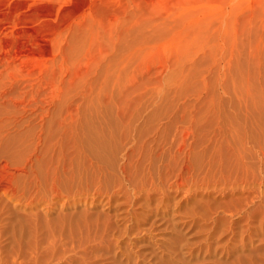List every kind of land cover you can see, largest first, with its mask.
Wrapping results in <instances>:
<instances>
[{
    "label": "rangeland",
    "instance_id": "rangeland-1",
    "mask_svg": "<svg viewBox=\"0 0 264 264\" xmlns=\"http://www.w3.org/2000/svg\"><path fill=\"white\" fill-rule=\"evenodd\" d=\"M263 141L264 0H0V264H264L260 216L243 211L264 196ZM179 171L197 198L251 196L243 215L219 214L236 237L184 216L185 189L172 193L182 211L154 230L107 231L117 208L115 225L133 226L121 217L141 189L154 200L132 208L148 227L159 187Z\"/></svg>",
    "mask_w": 264,
    "mask_h": 264
},
{
    "label": "bare ground",
    "instance_id": "bare-ground-1",
    "mask_svg": "<svg viewBox=\"0 0 264 264\" xmlns=\"http://www.w3.org/2000/svg\"><path fill=\"white\" fill-rule=\"evenodd\" d=\"M96 133V132H95ZM97 135V134H96ZM98 135H100V133H98ZM89 136H91V134H89ZM92 137V136H91ZM261 137V136H260ZM89 138V137H88ZM102 138H104V137H102ZM107 138H112V136L111 135H109V137H107L106 136V140H108ZM262 138V137H261ZM98 139H100L101 140V138H100V136H98ZM259 137L257 138V141L259 142ZM103 140V139H102ZM105 140V139H104ZM105 140V141H106ZM112 140V139H111ZM247 140H249V139H247ZM83 141V140H82ZM87 141H89V140H87ZM91 141V140H90ZM110 141V140H109ZM255 141V140H254ZM113 142V141H112ZM261 142V141H260ZM264 142V141H263ZM85 143H86V141H85ZM104 143V142H103ZM107 143H108V141H107ZM106 143V144H107ZM110 143V142H109ZM253 143V142H252ZM256 143V142H255ZM82 144H83V142H82ZM99 143H97V145H98ZM254 144V143H253ZM257 144V143H256ZM258 144H260V143H258ZM261 144H263V143H261ZM84 145H86V144H84ZM94 145H96V144H94ZM104 146H106L105 145V143L103 144ZM255 145V144H254ZM254 145H253V147H254ZM264 145V144H263ZM87 146H88V144H87ZM109 146V145H108ZM107 146V147H108ZM113 146V145H112ZM112 146H110V147H112ZM244 146V145H243ZM256 146H258V145H256ZM109 147V148H110ZM252 147V148H253ZM89 149L91 148V146L90 147H88ZM98 148V147H97ZM104 148V147H103ZM244 148V147H243ZM256 148V147H255ZM257 148H259V146L257 147ZM100 149V148H99ZM111 149H114V146L111 148ZM82 150V149H81ZM80 150V151H81ZM87 150V152H88V149H86ZM92 150V152H91V157H89V159L90 160H92V159H94V160H96L97 161V164H95V166H98L99 168H101L102 169V166H101V162H102V160H105L106 158H104L103 156L104 155H100L101 153H99L100 151H96L95 149L93 150V149H91ZM115 150V149H114ZM247 150V149H246ZM254 150V149H253ZM264 150V149H263ZM260 151V150H259ZM240 151H238V153H239ZM244 153H245V150L243 151ZM261 152V151H260ZM264 152V151H263ZM82 153V152H81ZM254 153V152H253ZM84 154V153H83ZM240 154H241V152H240ZM245 154H247V153H245ZM250 154H252V153H250ZM256 154V153H255ZM105 155H107V154H105ZM257 155H261L260 153L259 154H257ZM86 156V155H85ZM108 156V155H107ZM110 156V155H109ZM112 156V155H111ZM88 157V156H87ZM86 157V158H87ZM244 157V156H243ZM251 157H253V155L251 156ZM111 158H113V157H111ZM115 158V157H114ZM49 159H51L52 160V157L50 156L49 157ZM48 159V160H49ZM88 159V158H87ZM87 159H85V160H87ZM259 161H261L262 162V165H261V163H259L260 165H261V169H260V167H259V170H258V172L261 170V172H262V174L264 175V154H263V156L262 157H260L259 156ZM59 160V159H58ZM61 160V159H60ZM90 160H89V162H90ZM109 160H111V159H109ZM108 160V161H109ZM107 161V160H106ZM112 161V160H111ZM253 161V160H252ZM258 161V162H259ZM46 162H48V161H46ZM61 162V161H60ZM92 162V161H91ZM90 162V163H91ZM113 162V161H112ZM257 162V163H258ZM93 163H95V162H93ZM115 163V162H114ZM236 163H237V161H236ZM241 163V162H240ZM35 164H36V162H35ZM62 164V163H61ZM103 164V163H102ZM105 164V163H104ZM239 164V163H238ZM258 164V165H259ZM47 165V164H46ZM49 165V164H48ZM63 165V164H62ZM61 165V166H62ZM109 165V164H108ZM245 165V164H244ZM31 166H33V165H31ZM93 166V165H92ZM257 166V165H256ZM34 167V166H33ZM46 167H48V166H46ZM110 167V166H109ZM108 167V168H109ZM191 167V166H190ZM35 168H37V167H35ZM50 168V167H49ZM113 168V167H112ZM241 168V167H240ZM31 169V168H30ZM33 169V168H32ZM39 169V168H38ZM48 169V168H47ZM47 169H45L46 170V174H45V171L43 172L44 174H45V176H49L51 173L52 174H55V173H57L58 171H59V169H58V167L56 168V169H52L51 170V172H49L50 171V169H49V171H47ZM182 169V168H181ZM180 169V170H181ZM62 170V169H61ZM60 170V171H61ZM108 170V169H107ZM183 170V169H182ZM231 170V169H230ZM232 170H233V168H232ZM42 171V170H41ZM99 171V170H98ZM101 171V170H100ZM189 171V170H188ZM247 171V170H246ZM34 172V171H33ZM35 172H38V171H35ZM39 172H40V170H39ZM61 172H63V171H61ZM105 172V171H104ZM122 172H124V171H122ZM180 172V174H178V178L179 179H175V181H173V182H170L168 185H166L165 187H162V186H160L159 187V185L158 184H155V185H158V187H159V189L161 190V191H158L157 190V188L155 189V190H157L158 191V193H159V198H157V199H155V206H154V208H149V211H147V213L145 214V216L147 215V218H145L146 220L148 219L149 221H148V227L146 226L145 228H141L140 227V224H139V220H138V218H140L138 215H139V213L137 214V212H136V210H134V208H132L135 204H138V205H141V206H139V207H148V205H149V203L151 202V201H153L154 200V198H152V192H150V191H146V192H142V189H141V191H139V193H138V195H134V196H136L135 198H132L131 197V199H129V200H127L126 202L128 203V205H129V208L127 209V210H125L126 211V214L125 215H122V217H121V219L123 218V219H125V222H132L133 224V226H130L129 224H122V227L121 226H117V225H115V222H114V220H116V219H113L114 217L115 218H117L120 214V212L118 213L117 212V209H120V208H117L115 211H116V213L114 214V212H113V216H110L108 219H109V222L107 221L106 223H107V227H109L108 228V232L110 231V232H114L113 233V235H117V236H115V237H122L121 236V234H127L128 232H129V229L131 228V230H135V231H139V232H141V231H144V230H147L146 232H148V230H150L151 228H152V230H154L153 229V227L157 224V222L158 221H160V220H163L164 219V216H166L167 214H168V210L169 209H172L173 207H179V210H181L182 211V206H183V211H182V213H183V215L185 216H190L192 219V222L193 223H200V222H196L195 221V217L196 216H199L200 218H199V221H201L200 219H202V218H204V219H207L206 217H211V220H212V222H213V225H212V227L210 226V230H211V228H212V230H217L218 229V232H219V229L221 230V229H225V225H226V231H228L229 233H227V234H230L231 236H234V234H235V232H236V230L237 229H235V232H234V230H233V228H232V226H235L236 224H231V225H228V224H225V219H226V215L224 216L223 214H221L222 216H220L219 214L222 212V213H232V214H234V216H235V213H237V217H238V215L241 213V215H243V212H242V210L244 209H242L241 208V206L244 204V205H246V204H248L249 203V197L248 196H250V195H248L247 197H246V195H244V196H242V195H240V193L243 191V190H241L240 191V193L238 192L239 190H238V188L237 187H234V188H232V189H230L227 193L225 192V195L223 196V194H221L223 197H225V196H230L229 197V199L228 200H221V201H219L220 199H215V197H210L208 200H206L207 199V197H206V199L205 200H203V198H204V196L206 195V196H208V195H210V193H208L207 191H205V192H203V194H204V196L202 197V196H200L199 198H197L198 197V194L200 193V192H198V190H199V188H197V187H195V188H193V186H194V180L193 179H190L192 176H189L190 178V180L189 181H191V180H193V182L192 183H189V181L187 182L186 181V178H184V177H186V176H183L184 175V173H183V175L181 174V172L182 171H179ZM217 172H218V170H217ZM229 172V171H228ZM248 172V171H247ZM32 173V172H31ZM231 173V172H230ZM33 174V173H32ZM39 174V173H38ZM40 174H42V173H40ZM43 174V175H44ZM224 175V174H223ZM263 175H261V176H263ZM45 176H43V178L45 177ZM113 176V175H112ZM177 176V175H176ZM220 176V175H219ZM46 177V178H47ZM264 178V177H263ZM187 179H188V177H187ZM39 176L38 175H35L34 176V178H32V180H31V183L36 187L37 185H36V182L37 183H39ZM262 183V182H261ZM39 185H40V183H39ZM208 185V184H207ZM206 185V186H207ZM201 186V185H200ZM204 186V185H203ZM54 187H56V184H54ZM204 188V187H203ZM237 188V189H236ZM242 188H244L243 186H242ZM249 188V187H248ZM171 189V190H170ZM182 189H185V190H183V201H184V204L186 205V204H190V207H188V206H185V205H182L181 206V204H182V200L179 198L178 200H176V201H174L175 199H176V196L174 197V195H176V194H172V193H179V192H181L182 191ZM207 189V187L205 188V190ZM245 189V188H244ZM247 189V188H246ZM250 189V188H249ZM252 189V188H251ZM150 190V189H149ZM154 190V191H155ZM211 190V189H210ZM222 190H224V189H222ZM157 191L156 192H153L154 194L155 193H157ZM200 191H201V189H200ZM204 191V190H203ZM246 191V190H245ZM239 194H238V193ZM244 192V191H243ZM248 192V191H247ZM238 194L237 196H235V194ZM245 194H247L246 192H245ZM251 194V193H250ZM262 194H263V192H262ZM214 195V194H213ZM256 195V194H255ZM178 196V195H177ZM222 196H220V198H222ZM254 197H256L257 199H258V204H257V202H256V204H257V206L255 205L254 206V208L250 205L251 203H249L248 204V206L250 205L251 207H252V209L250 208V206L248 207V209L250 208V210H243L245 213L244 214H246L245 216H244V218L246 217V219H245V221L246 220H253V222H254V217H256V216H260V219H258V217H257V219L259 220V223H257L258 224V227H256L258 230H257V233H255L256 235L260 232V231H262V230H264V196L263 195H261V194H258L257 196H254ZM130 198V197H129ZM175 198V199H174ZM182 198V197H181ZM218 198H219V196H218ZM227 198V197H226ZM250 198H251V196H250ZM252 199H254V198H252ZM115 200V198H113L112 199V201H114ZM218 200V201H217ZM247 200H249V201H247ZM111 200L110 201H108L109 203H111L112 202ZM250 202H252V201H250ZM254 202V201H253ZM255 202H254V204H255ZM115 203V202H114ZM124 203V202H123ZM106 204H107V202H106ZM242 204V205H241ZM253 204V205H254ZM113 205V204H112ZM127 205V206H128ZM244 205L242 206V207H244ZM119 206V205H118ZM137 206V205H136ZM109 207H110V205H109ZM115 207H116V205H115ZM184 207H186V208H184ZM137 208V207H136ZM177 209V208H176ZM173 210H174V208H173ZM173 210H171L172 212H173V214L174 213H176V212H174ZM112 211H114V210H112ZM170 211V210H169ZM230 211V212H229ZM109 212V211H108ZM148 212H150V213H152V214H150V213H148ZM240 212V213H239ZM118 213V214H117ZM122 213V212H121ZM124 213V212H123ZM122 213V214H123ZM142 213V212H141ZM239 213V214H238ZM178 214V213H177ZM177 214H176V216L175 217H177ZM209 214V215H208ZM258 214V215H257ZM260 214V215H259ZM151 217H150V216ZM182 215V216H183ZM144 216V215H143ZM148 216H149V218H148ZM182 216H180L179 217V215H178V217L177 218H182ZM112 217V218H111ZM202 217V218H201ZM186 218V217H185ZM184 217L182 218V219H185ZM197 218V217H196ZM228 219H230V217H227ZM120 219V220H121ZM143 219H144V217H143ZM143 219L141 220L142 221V224L144 223L143 222ZM257 219H256V222H257ZM112 220V221H111ZM118 220V219H117ZM119 220V221H120ZM146 220H144L145 222H146ZM190 220V221H191ZM208 221H209V219H207ZM207 220H205V222L207 221ZM104 221V220H103ZM171 222V221H173L172 219H169L168 218V222ZM179 221V220H178ZM204 221V220H203ZM207 221V222H208ZM228 221H230V220H227L226 222H228ZM247 221V222H248ZM124 222V221H123ZM182 222H184L185 223V225L187 224L186 222H185V220H181V223ZM204 222V225L205 224H207V223H205ZM167 223V222H166ZM192 223V224H193ZM203 223V222H202ZM202 223H200V224H202ZM208 223H211V222H208ZM119 224V223H118ZM169 224V223H168ZM176 224H178V222H174V223H170V225L172 226V228H177V225ZM189 224V223H188ZM191 224V223H190ZM248 224V223H247ZM184 225V224H183ZM142 226V225H141ZM166 226V225H165ZM168 226V225H167ZM188 226V225H187ZM194 226V225H193ZM196 226H198V224L196 225ZM203 226V225H202ZM206 226V225H205ZM205 226H203V228L205 227ZM238 226V225H237ZM236 226V227H237ZM107 227H105L106 229H107ZM170 227V226H169ZM169 227H167V228H169ZM180 227V226H179ZM198 227H200V226H198ZM235 227V228H236ZM186 228V226H184V229ZM202 228V227H201ZM166 229V228H165ZM178 229V228H177ZM180 229H181V227H180ZM183 229V230H184ZM200 229V228H199ZM113 230V231H112ZM152 230H150V231H152ZM173 230V229H172ZM183 230H181L182 232H183ZM201 230H204V229H201ZM105 231V230H104ZM175 231V230H174ZM176 231H178V230H176ZM223 231V230H222ZM238 231H240V229H238ZM109 232V233H110ZM198 233L200 232L199 230L197 231ZM225 232V231H224ZM223 232V233H224ZM117 233V234H116ZM138 233V232H137ZM178 233V232H177ZM222 233V232H221ZM237 233V232H236ZM263 233V232H262ZM146 234V233H145ZM181 234V233H180ZM179 234V235H180ZM184 234V233H183ZM111 235H112V233H111ZM112 235V236H113ZM209 235V234H208ZM143 236H144V232H143ZM220 236H221V234H220ZM229 236V235H228ZM227 236V237H228ZM229 237V238H227V241H229L230 240V238H234V237H236V236H234V237ZM114 237V238H115ZM180 237V236H179ZM223 236H221V238H222ZM240 237V236H239ZM143 238V237H142ZM141 238V239H142ZM145 238H146V235H145ZM187 238V237H186ZM207 238V237H206ZM208 238H210V236L208 237ZM250 238V237H249ZM133 239V238H132ZM144 239V238H143ZM142 239V240H143ZM175 240H176V238H174ZM177 239H180V238H178V236H177ZM240 240H239V242L238 243H240L241 244V246L242 247H244V245L245 246H247L246 245V238H245V236L244 235H241V238H239ZM134 240H135V238H134ZM174 240V241H175ZM189 241L188 239H182L181 241ZM205 240H208V239H205ZM205 240H203V241H201V242H203V243H206V242H204ZM235 240V239H234ZM252 240V239H251ZM259 240V239H258ZM129 241H130V243H131V239H129ZM128 241V242H129ZM137 241V240H136ZM144 241V240H143ZM142 241V242H143ZM174 241H172V244L174 243ZM178 241V240H177ZM236 241V240H235ZM235 241H233V242H235ZM250 241V240H249ZM179 242V243H178ZM177 243L179 244L178 245V247H181L182 245H180V243H182V242H180V240L178 241ZM190 242V241H189ZM201 242H198V243H201ZM237 242V241H236ZM251 242H253V241H251ZM129 243V244H130ZM133 243V242H132ZM131 243V244H132ZM138 243V242H137ZM136 243V244H137ZM144 243V242H143ZM176 243V242H175ZM175 243H174V245H175ZM196 243V242H195ZM194 243V244H195ZM211 243V242H210ZM225 243V242H224ZM229 243V242H228ZM183 244V243H182ZM184 244H188V243H184ZM183 244V245H184ZM202 244V243H201ZM207 244H209V241H208V243ZM226 245H225V247L224 248H226V247H229V245H227V242L225 243ZM236 244V243H235ZM248 244V243H247ZM119 245V244H118ZM133 246H134V244H132ZM140 244H138V246H139ZM174 245H173V247H174ZM231 245H233L234 246V243L233 244H231ZM249 245H251V244H249ZM137 246V245H136ZM148 246V245H147ZM194 246V245H193ZM197 246V245H196ZM198 246H200V245H198ZM203 246H204V244H203ZM209 246V245H208ZM212 246V245H211ZM232 246V247H233ZM236 246V245H235ZM238 246V245H237ZM237 246H236V249H237ZM240 246V245H239ZM238 246V247H239ZM241 246H240V248H241ZM252 246H253V244H252ZM141 247H143L142 245H141ZM145 247V246H144ZM192 247V246H191ZM214 247H216V246H214ZM213 247V248H214ZM248 247V246H247ZM254 247V246H253ZM252 247V248H253ZM257 247V246H256ZM131 248V247H130ZM137 248V247H136ZM136 248H135V255L137 256V257H141V256H143V258H146V257H144V253L143 252H145V251H143V250H136ZM175 248V247H174ZM182 248V247H181ZM184 248H185V250H186V246H184ZM190 248V247H189ZM198 248V247H197ZM209 248V247H208ZM223 248V249H224ZM249 248V247H248ZM121 249H122V247H121ZM133 249V247L130 249V250H132ZM140 249H143V248H140ZM145 249V248H144ZM177 249V248H176ZM191 249V248H190ZM189 249V250H190ZM194 249V248H193ZM195 249H196V247H195ZM204 249H205V247H204ZM227 249H232V248H227ZM125 250V252H127L126 250H128V249H124ZM146 250V249H145ZM167 250H169L170 251V249H167ZM179 250V249H178ZM177 250V251H178ZM187 250H188V248H187ZM199 250V249H198ZM201 250V249H200ZM207 250V249H206ZM214 250V249H213ZM216 250V249H215ZM233 250V249H232ZM133 251V250H132ZM142 253H141V252ZM151 251V250H150ZM149 251V252H150ZM164 251H165V249H164ZM176 251V250H175ZM179 251H182V249L181 250H179ZM178 251V252H179ZM184 251V250H183ZM195 251V250H194ZM205 251V250H204ZM235 252H237L238 250H234ZM121 252V251H120ZM149 252H147V253H149ZM166 252H168V251H166ZM172 253H173V251H171ZM193 252V250L191 249L190 250V253H192ZM221 252V251H220ZM124 253V252H123ZM123 253H122V255H123ZM129 252H127V254H128ZM132 253V252H131ZM146 253V252H145ZM189 253V254H190ZM194 254H195V252H193ZM196 253H198V252H196ZM205 252H203V254H204ZM206 253H207V251H206ZM210 253V252H209ZM223 253V252H222ZM226 253V252H225ZM224 253V254H225ZM228 253H229V251H228ZM234 253V252H233ZM257 253H259V250H258V252ZM126 254V255H127ZM156 253H154V252H150L148 255L146 254V256L148 257L149 255H150V257H149V259L151 258V256L152 257H154V258H157L158 256H154ZM170 254V253H169ZM174 254H175V252H174ZM213 254V253H212ZM211 254V255H212ZM215 254V253H214ZM227 254V253H226ZM230 254V253H229ZM249 254V253H248ZM251 254V253H250ZM171 255V254H170ZM180 255V254H179ZM197 255V254H196ZM195 255V256H196ZM201 255V254H200ZM210 255V256H211ZM254 255V254H253ZM128 256V255H127ZM173 256V255H172ZM192 256H194V255H192ZM199 256V255H198ZM208 256H209V254H208ZM209 256V257H210ZM238 256V255H237ZM252 256V255H251ZM264 256V255H263ZM129 257H130V254H129ZM184 257V256H183ZM205 257V256H204ZM236 257V256H235ZM239 257V256H238ZM241 257V256H240ZM135 258V257H134ZM133 258V259H134ZM138 258V259H139ZM142 258V259H143ZM153 258V259H154ZM237 258V257H236ZM261 258V257H260ZM127 259V258H126ZM129 259V258H128ZM141 259V260H142ZM147 259V258H146ZM153 259H152V261H153ZM239 259H241V258H239ZM69 260V259H68ZM71 260H73V259H71ZM70 260V261H71ZM131 260H132V257H131ZM148 260V259H147ZM155 260H157V259H155ZM154 260V261H155ZM130 261V260H129ZM139 261V260H138ZM151 261V262H152ZM158 261V260H157ZM202 261V260H201ZM87 262V261H86ZM90 262V261H89ZM131 262H133V261H131ZM141 262H145V261H141ZM148 262H150V260L148 261ZM186 262V261H185ZM70 263V262H69ZM84 263H85V261H84ZM88 263V262H87ZM93 263V262H92ZM154 263V262H153ZM156 264L158 263V262H155ZM94 264V263H93ZM134 264V263H133ZM149 264H152V263H149ZM187 264V263H186ZM203 264V263H202Z\"/></svg>",
    "mask_w": 264,
    "mask_h": 264
}]
</instances>
